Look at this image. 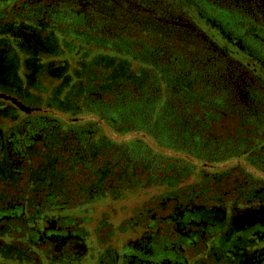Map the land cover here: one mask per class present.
I'll use <instances>...</instances> for the list:
<instances>
[{
    "label": "flooded vegetation",
    "instance_id": "flooded-vegetation-1",
    "mask_svg": "<svg viewBox=\"0 0 264 264\" xmlns=\"http://www.w3.org/2000/svg\"><path fill=\"white\" fill-rule=\"evenodd\" d=\"M232 37L264 56V0H0V264H13L5 243L14 237L13 224L28 214L30 199L18 180H28L34 165L28 158L44 142L43 128L35 126L46 116L28 89L47 78L36 80L43 66L26 58L45 56V50L65 56L59 65L70 71L82 62L79 56L88 57L78 65L85 70L95 55H142L153 71H202L220 61L207 83L230 90L219 98L235 112L221 114L215 131L239 140L245 134L250 145L245 150L224 140L214 151L227 153L200 158L175 185L154 182L137 192V223L125 246L137 254L130 259L137 264H264L255 229L264 227V155L258 156L264 142L253 138L264 137V112L254 98L264 86L254 68L223 58L218 44ZM166 40L175 41V50ZM187 50L197 57L171 61ZM237 121L250 127L237 129ZM188 158L187 165L195 163ZM244 184L254 192L242 200L237 191Z\"/></svg>",
    "mask_w": 264,
    "mask_h": 264
},
{
    "label": "trees",
    "instance_id": "trees-1",
    "mask_svg": "<svg viewBox=\"0 0 264 264\" xmlns=\"http://www.w3.org/2000/svg\"><path fill=\"white\" fill-rule=\"evenodd\" d=\"M220 41L223 58L246 65L249 71L255 69L254 75L264 86V56L246 46L240 48L244 43L237 37ZM174 42L166 40L173 49ZM60 55H48L45 50V56L31 54L26 58L43 66L44 71L33 73L36 80L39 75L47 78L42 85L28 89L30 101L37 102L40 113L46 116L44 127L35 126L43 128L44 142L37 144L36 152L28 158L34 164L26 175L29 181L18 180L20 191L30 194L28 214L13 224L14 237L5 246L13 264H135L137 258L130 259L137 254L125 242L133 235L129 229L137 223V207L130 215L121 216L118 213L125 211L121 202L154 182L175 185L200 158L227 153L214 151L215 145L226 143L224 140L238 141L246 150L251 137L244 134L239 140L215 131L221 114L235 112L219 98L230 90L207 83L208 73H212V81L217 76L215 67L220 61L212 66L207 63L202 71H153L150 58L142 55H95L92 69L85 70L78 65L83 66L88 57L79 56L82 62L70 71L60 66L66 59ZM178 56L184 62L197 57L187 50L173 55L171 61ZM125 69L132 77L126 76ZM255 95L264 112V89ZM139 103L148 118L144 124L137 122L136 112L127 113ZM157 110L160 119L150 130ZM236 123L237 129L250 127L246 121ZM136 132L139 137L131 136ZM145 138L178 156L153 148L154 154L137 155V145L149 147L143 142ZM253 138L258 145L264 142V137ZM191 156L196 157L195 163L187 165ZM248 164L245 162L243 169L248 170ZM253 192L254 186L244 184L237 194L245 200ZM255 229L262 235L257 243L264 247V227Z\"/></svg>",
    "mask_w": 264,
    "mask_h": 264
},
{
    "label": "rangeland",
    "instance_id": "rangeland-1",
    "mask_svg": "<svg viewBox=\"0 0 264 264\" xmlns=\"http://www.w3.org/2000/svg\"><path fill=\"white\" fill-rule=\"evenodd\" d=\"M131 73L132 72H130L128 69H125L126 76H127V74H130L129 76L132 77ZM111 77L114 78L115 75H112ZM133 112H136V114H137L136 115V120H137L138 123L144 124V123L147 122L148 118H147V116L145 114L146 110H144V106H143L142 103H139L137 105H133V107H130V110L127 113H129L128 115H130ZM158 113H159V111L157 110L156 115L153 116V118H152V122H151V127L152 128H149L150 130L155 128V124H154L155 121L160 119V115ZM150 114L152 116V113H150ZM111 116L113 117V115H111ZM133 135L139 137L138 132H136L135 134L132 133L131 136H133ZM169 136H170V133L168 132L167 138H169ZM126 137L127 136H122V137L115 136L116 139L126 138ZM145 141H146V144L149 147H147V146L141 147L140 145H137V147H136L137 155L148 156L150 154H154V152L151 151V149L153 148V150L159 151V152H161V154H165V155L170 156V157L178 156L177 153L175 151H172L171 149L158 148V146L152 144L148 138H145V140L143 142L145 143ZM154 156L155 155H153L152 160L154 159ZM142 160L145 161L143 158H142ZM148 171H150V170H148ZM139 192L142 193V190H140ZM141 199H142V197L133 195L130 198H128L126 201L121 202V204L125 206V211H120L118 214L121 215V216L130 215L132 209L137 207V202H139V200H141ZM117 207L119 208L118 205H117Z\"/></svg>",
    "mask_w": 264,
    "mask_h": 264
}]
</instances>
